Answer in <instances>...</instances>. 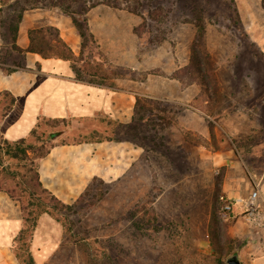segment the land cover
<instances>
[{"label":"rangeland","instance_id":"1","mask_svg":"<svg viewBox=\"0 0 264 264\" xmlns=\"http://www.w3.org/2000/svg\"><path fill=\"white\" fill-rule=\"evenodd\" d=\"M12 1L3 7L1 34L14 15ZM129 1L140 2L135 13L98 5L85 16L95 40L91 59L100 68L89 80L99 83L101 74L109 79L99 85L77 80L92 89L71 93L75 90L77 98L87 93L82 98L94 102L99 98L92 108L103 99L107 104L84 118H43L37 135L58 132L52 145L94 139L93 131L135 140L95 147L93 163L105 179L93 183L96 194L79 215L86 221L76 224L108 240L102 248L115 258L112 264H226L243 247L240 232L246 224L239 209L221 218L218 198L246 197L264 182V0ZM41 2L39 9L27 11L43 14L33 27L54 23L78 55L80 39L70 17ZM194 44L209 55L211 69L205 61L201 68L211 73L210 83L192 67ZM0 49V68L24 69V55L8 53V41ZM26 75L34 83V73ZM136 100L149 117L135 137L120 125L131 121ZM118 168L125 169L112 177ZM53 224L58 246L44 264H82L73 246L62 245L60 224ZM42 240L34 250L38 261L44 259Z\"/></svg>","mask_w":264,"mask_h":264},{"label":"trees","instance_id":"2","mask_svg":"<svg viewBox=\"0 0 264 264\" xmlns=\"http://www.w3.org/2000/svg\"><path fill=\"white\" fill-rule=\"evenodd\" d=\"M12 0H0V25L4 26L3 7ZM14 5L9 4V9L14 14L10 18V22L6 25V30L0 33V42L8 41V53H16L24 55L26 53H35L42 58H53L67 61L79 82H88L99 85L109 79L105 74H101L99 83L89 80L95 79L100 75L99 66L92 62L93 50L95 49V40L93 34L89 31L86 21L88 11L98 5H106L112 8L125 7L129 12L135 13L140 6L126 0L128 4L124 5L119 0H15ZM40 1L42 7L59 8L63 14L70 17L71 23L76 34L80 39V48L78 55H75L71 47L62 39L59 31L54 26L35 27L28 30V46L21 49L16 45L18 36L19 24L23 14L32 9H39ZM170 1V0H169ZM154 19V18H153ZM7 22V21H6ZM197 45L191 48L192 67L196 69L200 76H203L209 83L213 80L211 73L205 74L202 71L201 65L205 61L206 67L210 68L209 55L200 53L196 49ZM88 51V54L85 53ZM0 56L2 52L0 49ZM5 75H9L16 69L0 68ZM212 72V70H211ZM120 77V76H116ZM181 79V77H178ZM3 103L0 112V121L11 111L16 98L7 90L0 91V104ZM149 111V110H148ZM147 108L139 100H136L134 112L131 121L126 125H120L121 128L133 131L135 137L138 128L141 127L144 121L149 117ZM58 121V120H53ZM39 125L30 131L29 140L21 138L14 141L6 140L0 134V192L5 193L12 201L18 203L22 216V229L14 240V256L19 264H35V261L30 252V244L33 231L37 225V221L41 215L50 216L62 228V245L68 243L73 246L77 258L82 261V264H112L114 259L111 253L103 249L104 244L108 242L102 241L98 236H90L89 232H84L77 229L76 224L84 223L86 220H80V214L88 206L89 199L96 194L94 182H97V177L92 178L83 193L72 203L65 204L57 199L48 189H46L39 177L37 160L45 157L52 149L50 143L59 135L58 132L50 133L46 138H41L37 135L36 129ZM128 131L124 135H128ZM94 139L81 140L78 143H102V142H121L132 141L131 138H120L116 133L113 136L103 135L93 131ZM92 135V136H93ZM154 138V137H152ZM39 143V145H38ZM74 216V221L71 220ZM79 218L77 219V217ZM83 217V215H81ZM76 229V230H75ZM92 241V242H91ZM92 244H100L97 248H92ZM61 245V247H62Z\"/></svg>","mask_w":264,"mask_h":264},{"label":"crops","instance_id":"3","mask_svg":"<svg viewBox=\"0 0 264 264\" xmlns=\"http://www.w3.org/2000/svg\"><path fill=\"white\" fill-rule=\"evenodd\" d=\"M40 16L43 14L39 12L24 13L18 28L19 37L17 36L16 40V45L19 48L25 49L28 46V30L34 28L33 23ZM25 21L26 29L22 32L21 26ZM50 25L55 26L54 23H50ZM24 58V69L22 68L21 71L5 75L0 69V91L7 90L16 98L11 111L0 121V134L4 139L14 141L28 137L30 131L43 118L63 120L68 115L84 118L91 116L94 109H99L107 104L103 99L99 107L96 105L92 108L93 104L100 103L98 97V100L94 102L93 99L88 100L91 98H82L87 93L81 94L80 98H77L75 90L71 93L72 89L88 92L92 88L74 83L78 81L72 76L73 72L69 62L42 58L35 53H26ZM37 65H39V69L34 72L32 69ZM27 72L34 73V83L29 84ZM56 143L52 145V149L45 157L37 160L40 181L61 202L72 204L83 193L92 178L105 177L93 163L94 149L102 143L111 142ZM124 169L118 168L114 172L112 170L110 175L118 176L123 173ZM107 180H110L109 176ZM258 192V203L264 207V182L259 183ZM228 194L233 195L232 197L239 195L238 192H228ZM52 221L50 216L41 215L33 231L30 252L35 264H44L45 260L57 249L55 238L58 244L59 234L53 224L55 221ZM46 224L48 225L47 230L43 229L41 232ZM22 225L18 203L12 201L5 193L0 192V264H19L13 250L14 240L22 229ZM244 227V232H240V234L245 242L238 252L241 264H264L263 244L255 237L251 228L246 225ZM42 233L44 234L41 236ZM39 238H45L39 244L41 254H43L42 258H44L40 261L34 254Z\"/></svg>","mask_w":264,"mask_h":264},{"label":"built area","instance_id":"4","mask_svg":"<svg viewBox=\"0 0 264 264\" xmlns=\"http://www.w3.org/2000/svg\"><path fill=\"white\" fill-rule=\"evenodd\" d=\"M259 192L252 190L246 197L227 198L219 196V215L221 218H229L239 209L240 216L245 224L251 228L254 235L264 246V207L258 203Z\"/></svg>","mask_w":264,"mask_h":264},{"label":"water","instance_id":"5","mask_svg":"<svg viewBox=\"0 0 264 264\" xmlns=\"http://www.w3.org/2000/svg\"><path fill=\"white\" fill-rule=\"evenodd\" d=\"M226 264H241L239 255L237 253H233L230 256H228L225 260Z\"/></svg>","mask_w":264,"mask_h":264}]
</instances>
